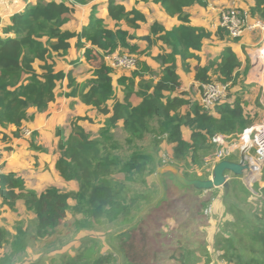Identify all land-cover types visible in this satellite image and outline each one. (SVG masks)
Instances as JSON below:
<instances>
[{"label": "trees", "instance_id": "1", "mask_svg": "<svg viewBox=\"0 0 264 264\" xmlns=\"http://www.w3.org/2000/svg\"><path fill=\"white\" fill-rule=\"evenodd\" d=\"M89 1L74 0L73 4H87ZM142 1L161 5L169 16L178 19L179 25L166 29L159 21H154L148 34L138 35L135 32L147 22L145 13L137 8L128 9L116 0H108V16L115 22L113 27L99 18L96 8H93L88 25L81 31H72L65 29V25L75 12L73 4L40 0L14 13L10 23L0 30L2 142L10 143L13 138L22 136L24 122L35 118V113L29 114V109L35 108L37 113L45 112L55 101L58 83L63 80L68 81L69 88L65 96L79 98L83 104L107 116L106 127L97 137H92L79 123L92 121L88 117H75L69 124L71 132L68 136L67 128L57 129L61 153L56 168L63 178L77 182V190L62 191L57 187H48L38 192L28 188L26 179L18 173L0 171L1 205L12 210L21 205L34 213L36 229L32 239L37 242L44 243L55 235L58 226L71 215L75 231L70 236L83 230L118 224L119 230L115 235L123 264H166L168 259L172 264H210L211 255L205 243L196 249L192 242L185 240V236L191 233L175 239L170 231L168 234L163 231L162 225L152 221L153 212L145 217L135 216L149 206L152 191L143 190L148 187L147 177L154 170L153 155L145 147L138 146L136 140L149 136L154 147L159 146L162 140L173 144L176 163L168 165L176 166L189 179H208L216 165L206 160L215 150L213 136L218 133H241L256 122L257 113L244 109L242 97L246 90L243 89L238 90L232 101L218 105L214 111L203 109L191 97L186 99L187 93L179 90L181 80L177 73V57L181 58L185 72L191 71L192 60L199 61L195 80L200 85L212 82L213 75L218 82L229 85L241 76L242 62L231 47H226L217 59L200 64L198 52L204 42L213 37V32L192 25L188 9L195 5L206 6L207 0ZM249 12L253 17L264 20V0H255ZM216 36L226 39L229 35L226 29L219 27ZM73 39L76 40V50H84L83 57L94 65L92 77L81 82L73 68L68 72H57L53 61L54 56L69 53ZM138 41L146 43L144 50H141ZM155 46L161 50L153 57L160 64V72L142 61L139 70H133L131 76L123 75L118 80L123 91V98H118L112 77L115 69L108 65L105 56L115 52L142 54ZM73 62L74 66L80 64L79 60ZM134 95L141 98L138 105L131 102ZM111 100L113 104L110 108L108 103ZM184 106L189 107L186 113H183ZM119 121H123V129L128 135L125 139V144L131 149L128 159L120 153L122 143L111 130ZM11 127L14 129L9 133ZM183 127L190 129V140L184 138ZM177 161L184 164L180 166ZM204 165L208 166L206 173L198 176L197 171ZM165 174L176 181L173 174ZM244 186V192L252 193ZM235 198H240L239 192L235 193ZM170 201L168 207H160V202L154 208L162 211L171 209L173 203ZM261 203V209L254 212L253 217L240 215L242 222H236V219L232 222L230 226L233 229L236 227L235 231L231 227L228 233L224 231V236L220 238L222 241L218 243L221 250L219 258L224 264H264V188ZM206 206L207 202H203L202 207ZM228 209L236 210L235 215L239 216L238 209ZM199 212L201 208L195 210V215ZM132 218L134 223L131 224ZM186 227L182 226L181 231ZM28 231L22 220L13 237L8 229L0 226V251L7 246L13 248L10 255L0 257V264H13V256L25 251ZM174 239L176 248L165 260L164 248ZM78 242L81 245L74 254L58 252L49 258V264L114 263L112 252L104 251L103 244L97 239L87 235Z\"/></svg>", "mask_w": 264, "mask_h": 264}, {"label": "rangeland", "instance_id": "2", "mask_svg": "<svg viewBox=\"0 0 264 264\" xmlns=\"http://www.w3.org/2000/svg\"><path fill=\"white\" fill-rule=\"evenodd\" d=\"M99 1L101 4L104 3L103 0H99ZM68 2L70 4L73 3V1L71 0H68ZM208 2L209 0L207 1V3ZM211 2L214 5V7L219 11V19H218L219 22L223 11L233 7L240 8L237 0H227L226 3H222L221 5L217 1L216 3L214 1ZM148 10L151 14L150 15L151 17L152 16L159 17L160 11L155 9L154 6H148ZM81 24L84 25L83 21L80 22L75 20L72 21L70 26L71 28L74 27L80 28ZM263 45L264 42L261 44L260 47L254 48V51L252 53V58L254 56V53L257 52ZM154 52H156V49L154 50ZM125 53H129V52H125ZM129 54H134V53H129ZM147 54L149 53L145 52L142 54L140 53L134 54L135 56H137L138 60L140 61L138 70L142 66V61H145V59L151 61V59H149L151 57L148 56ZM253 61H255L254 58ZM91 64L92 63H90V65ZM91 72L92 70L88 68L84 69V75L86 76L91 75ZM132 73L133 71H130L127 74L123 73V75L131 76ZM82 78H85V76H82ZM262 78H264V75ZM249 79L250 81H252L251 79H254V77L250 75ZM212 80L217 81L214 75L212 76ZM188 82L189 81L185 83V88L189 87L188 92L191 93L192 96L197 97L201 91V87H199L196 84H192L188 86ZM249 86L250 85L247 83L246 78L244 77L242 78L241 75L233 84L229 85L228 100L225 103H229L230 102L229 100L230 99L232 100L233 97L237 95V91L239 89H243L246 90L245 94H243L242 97L245 103L244 106L246 107L250 102H252V94H250L252 86L250 87ZM118 89L119 87L117 86V90ZM63 101L64 99H62L61 102H58L56 111L54 112L55 120L52 121V126L47 128L43 138H40V135L37 134L38 133L37 131H35L34 134L31 133L30 135H27L26 134L27 131H31V130L26 125L23 128V134L20 140L18 141V143L15 142L18 139H14L12 143L14 147H11L12 150L10 149L6 153L5 157H10L13 155L12 158L10 159V163L12 164V166H15L16 168L18 167L21 174L26 173L28 175L29 184L34 188L40 189L47 185H51L57 187L62 191L76 189L75 183H68V181L71 180H66L59 173V176L66 181V183H64L60 181V179L56 180L55 174H53V168L51 167V165L54 164L56 153H58V147H59L58 146L59 143L57 145L56 134H55L57 127L61 125L69 124V120L71 118L78 116H85L93 120V122L90 120L82 122V124L85 125L87 131L92 137L98 136L101 133L102 129L106 127L107 118H104V116L100 114L98 111L96 112L93 109H88L86 106L80 105L81 104L80 100L71 102L70 104L67 105L66 116H65L63 110L61 109V105ZM54 108L55 106H52L53 110ZM254 110H258L257 113H258L259 121L262 120V118L264 117L263 110H260L258 108L256 109V106ZM46 119H47V115L44 120ZM111 130L115 132L117 139L120 140L122 143V148L120 150V153L124 156V158L128 159L129 155L131 154V149H129V147L125 144L126 141L125 139L127 138L128 135L124 131L122 124L118 123L115 127L111 128ZM8 132L11 133L12 129L8 130ZM151 140L152 138L149 136L143 139L136 140L138 146H141L143 148L145 147L148 150V152H150L153 155L154 170H152L150 175L147 177L148 187H146L143 190L145 192L152 191L153 196L150 199V201H148L149 206L145 210L142 209L141 212L138 211L135 214V216L138 215L147 216L149 213L153 212L152 221L156 225H162L163 231H166L168 234L170 231L171 236H173L175 239L180 238L181 237L180 235H187L191 233V235L185 236V240L192 242L195 245L194 247L196 249L197 247L199 248L202 243H205L206 248L211 255L210 264H219V262L222 261H220L221 259L219 258V253L221 250L218 247V243L222 241L220 238L224 236L225 234L224 231L227 230L228 233V229H230L231 227L230 225L232 224L233 221H235V219L236 222H242V220H240V215L253 217L254 212L261 209L262 188H264V167L262 168L261 174H259V178L255 179L253 183L249 182V174H247L246 176L244 175L243 180L241 177L242 181L232 180L233 189L234 187L237 186V188H235L233 192L235 193L239 192L240 198L236 199L235 195H230L229 193L228 201H226L225 204H223L220 202L219 199H216L218 197L222 198L223 188H219L220 190L218 189V190H214V192H208V193L205 191H200L192 188L188 190L185 189L184 187L179 186L177 184V181H174L172 179V176L166 175L165 174L167 173L166 171H162V172L159 171V169L162 167L173 166V165H168V163L171 162L176 163V161L173 159L171 144L164 142L165 140L164 141L162 140L159 146L154 147V145H152L153 143L151 142ZM234 140L235 139H233L232 141ZM38 147H40L41 149H38ZM2 149H3V143L0 140V151H2ZM209 157L210 156H207L206 160H209ZM225 159L231 161H239L240 155H237L236 153L228 154L225 157ZM189 161H191V159ZM177 162L180 164V166L184 164L183 162H179V161ZM162 164L163 166H161ZM3 167H4L3 165H0V169L3 170ZM207 167H208L207 165L206 166L204 165L203 168L200 169V172L202 171L203 174H205ZM8 169H14V168L9 167ZM163 175L166 176L163 177ZM119 176L123 177L122 175ZM62 183H64V185ZM244 184L249 188V190L253 194L249 192H244L245 189ZM215 199H216L215 201L216 203L215 205L212 206L211 204L212 202L214 204L213 200ZM168 200H171L170 202L173 203L171 209L165 208L162 211L159 208L158 209L154 208L160 202H161L160 207L162 208L168 207L169 204ZM203 202H207L206 207H202ZM152 205H154L153 208H151ZM216 205L220 208L221 211H223L224 209L226 210L221 214V212L219 213V208L216 207ZM231 207L238 209L240 211L238 217H236L235 215L236 210L231 211L230 209H228ZM199 208H201V212H199V214L197 213L196 216L195 210H198ZM225 214L227 215L225 216ZM21 220L25 222L26 229H29L28 246L25 249V251L17 253L15 254V256H13L12 259L13 264H49L50 261L49 258L52 257L53 255L55 256L58 252L61 251H66L72 255L81 245V243L78 242V239H83L87 235H89L90 238H95L99 242H101L103 244L104 251L112 252L115 259L113 264H123V258L119 252L118 239L115 235L116 231L119 230L118 224H114L109 227H100V228L96 227L95 229L93 228L91 230H83L82 233H77L74 236L73 235L70 236V234L73 233V231H75V226H74V218L71 215H69L67 219H65L58 226L57 233L52 237L44 240L45 241L44 243H41L42 241L37 242L36 240L32 239V234L35 232L36 229L35 226L36 218L34 213L26 210L21 205H17L14 210H12L11 208L0 206V226H3L6 229H8L12 237L17 233V226L19 225ZM130 222L131 224L134 223V218H132ZM184 225H186L187 227L185 230L181 231V228ZM170 229H173V231L176 232L172 233ZM179 229H180V233H178ZM231 230L235 231L236 227L234 229L231 227ZM213 232L216 233L215 238H211ZM68 236H70L69 241H67ZM175 239L171 242V244H169L164 248L165 260L168 259V256L172 254L173 250L176 248ZM12 252H13V248L11 246H7L6 248L0 251V255H1L0 257L2 258L6 257L10 255ZM165 262L166 264H172V262H170L169 259Z\"/></svg>", "mask_w": 264, "mask_h": 264}, {"label": "crops", "instance_id": "3", "mask_svg": "<svg viewBox=\"0 0 264 264\" xmlns=\"http://www.w3.org/2000/svg\"><path fill=\"white\" fill-rule=\"evenodd\" d=\"M38 1H40V0H37V1L36 0H0V30L5 25L10 23V18L14 13L22 11L23 9H25L27 7V5L35 4ZM43 1H52V0H43ZM55 1H66V3L70 4L68 2V0H55ZM71 1L74 2V0H71ZM116 1L124 4L128 9L137 8V9L142 10L145 13V15L147 17V22L142 23L141 28L137 32H135L138 35L148 34L150 31V26L154 21H159L161 24H163L165 26L166 29H170L175 25H179V23H180L177 18L169 16L165 12V10L161 7V5L153 4L151 2H144L142 0H116ZM211 1H214L215 3L217 1L220 5L222 3L227 2V0H209V2L207 3V6L195 5V6L188 9V12L190 13V19H191L192 25L201 26V27H204V28L208 29L209 31L213 32V37L211 39L206 40L204 42L202 50L198 52V55L201 59L200 64L205 65L211 59H217L218 56L221 54V52L226 47H231L232 50L237 54L240 61L242 62V67L240 69V75H242V78L243 77L246 78L247 83L250 86H252L251 91H250V94H252V102H250L246 107L244 106L245 105V103H244L243 107H244V109H246L250 112L253 110V112L257 113L258 110H254V108L256 106V109L258 108L260 110H263V114H264V104L262 101L263 95H264V93H263L264 92V78H262L264 75V57H263L264 52H263V50L261 51L262 47L258 51L256 50L257 52L254 53L253 58L255 59V61H253V58H252V53L254 51V48L260 47L261 44L264 42V32L261 31L260 29L246 30L243 33V35L240 38H238L237 40L232 39L229 36L226 39H220L219 37L216 36V32L218 31V29L220 27L219 20H218L219 19V11L214 7V5L212 4ZM237 1L239 3L240 8L246 9L248 11H249L250 7H252L255 4V0H237ZM103 2L104 3L101 4L99 0H90L87 4H73L72 3L74 5L75 12L73 14V18L65 25V29L72 30V31H81L85 26L88 25L90 15H91L93 8H96V15L99 18H103L104 20H106V22L109 26L113 27L115 25V22L110 20L109 16H108V0H103ZM148 6H154L155 9L159 10L160 11L159 17H153V16L151 17L150 16L151 14L148 10ZM85 8H86V11H85ZM256 19H258V18L253 17L251 15V17H250L251 22H254ZM75 20L80 21V22L83 21L84 25L81 24L80 28H76V27H74L75 29L71 28L70 24L72 23V21H75ZM131 32L133 33L134 31L131 30ZM135 42H136V40L133 41V43H135ZM138 42H139L141 50H144L146 48V43L143 41H138ZM75 43H76L75 39L71 40L72 48L69 51V53L65 56H54L53 61L55 63V70L57 72H59V71L68 72L70 69L73 68L74 73L76 74L78 81L81 82V81L88 80L92 77L94 66H93V64L90 65V63L83 57L84 50L80 51V52H78L76 50ZM142 48H144V49H142ZM155 49H156V52H154ZM160 51H161L160 48L158 46H155V47H153V49L146 52V53H149L147 55L151 57V58H149V59H151V61L150 60L148 61V59L147 60L145 59L146 63L149 66H151L152 68H154L157 72H160L161 67H160V64L157 63L153 57L157 56L160 53ZM75 60H79L80 64L77 66H74L73 61H75ZM198 64H199V61L192 60L191 61V71L185 72L183 69V66H182L181 58L177 57V73L179 74L180 80H181V87L179 90H180V92H186L187 93L186 99L191 97L199 103L201 91L197 97H194L191 95V93L188 92L189 87L185 88V83L187 81H189L188 86L192 85V84H196L200 87V83L195 80V70H196V67ZM85 68L92 70L91 75H89V76L84 75V69ZM129 72L130 71L123 70V69H115L114 73L112 75L116 94H117V97L120 99L123 98V91H122V87L118 83V80L120 79V77L123 76V73L127 74ZM250 75H252L254 77V79H251L252 81H250V79H249ZM82 76H85V78H82ZM156 79H158V78H156ZM67 85H68L67 80H63V81L58 83L57 97H56L55 101L49 105V108L45 112L37 113L35 108H30L29 114L35 113V118L32 121H25L23 128L27 125L30 128L31 133H34L35 131H37L38 132L37 134L40 135V138H43L45 131L47 130L48 127L52 126V121L55 120L54 112L56 111L58 102H61L62 99H64V101L61 105V109L63 110V113L66 116L67 105L70 104L71 102H75L77 100H80L79 98H73V97L65 96V92L69 91V88ZM117 86L119 87L118 90H117ZM229 101H232V100L230 99ZM131 102L133 105H138L141 102V98L134 95L131 98ZM112 104H113V100H111L108 103L110 108L112 107ZM80 105L86 106L88 109H93L97 112L96 109H94L91 106H87V105L83 104L82 102ZM52 106H55L54 110L52 109ZM188 111H189V107L184 106L183 107V113H186ZM71 114H73V113H71ZM46 115H47V119L44 120ZM215 115L218 116L217 114H215ZM78 117H85V116H78ZM74 118L75 117H73L69 120V124ZM104 118H107V116H104ZM263 119H264V117L262 118V120ZM262 120L259 121V117H258V113H257L256 122L253 124L259 123ZM85 121H89V120L80 121L79 123L85 127V125L82 124V122H85ZM92 122H93V120H92ZM118 123L122 124V126H123V121H119ZM69 124L59 126V127L67 128L66 136H68L71 132ZM10 129L13 130L14 128L11 127ZM57 129H58V127L56 128L55 134H56L57 145L59 143V145H58L59 147H58V153H56L54 164L51 165V167L53 168V174H55L56 180L60 179V181L66 183V181L63 180L59 176V172L56 168V162L59 159L60 153H61V149H60L61 139L59 136H57ZM85 129H86V127H85ZM231 135H235V134H231ZM183 136L186 140H190L191 131L188 127H183ZM20 138H13V140L18 139L17 141H15L16 143H18ZM13 140L10 143H4L1 141L3 143V149L4 150L2 149V151H0V165H3L5 168L3 167V170L0 169V171H6V172L7 171H13V172L18 173V175H20L24 179H26V184H27L28 188L35 189L38 192H41L42 190H44L48 187H54L51 185H47V186L42 187L40 189L34 188L33 186H30V184H29L28 175L26 173L21 174L18 167L16 168L15 166H12V164L10 163V159L12 158L13 155L10 157H5V156H6L7 151H9L11 149V147H14V145L12 144ZM171 146H172V153H173V144H171ZM236 154L240 155V159H241V155H242L241 152L237 151ZM239 161H235V162H239ZM18 166H20V165H18ZM9 167L14 168V169H8ZM212 170H213V168H212ZM197 174H198V176H202L203 172L202 171L200 172V170H198ZM241 177L243 180L244 176H235L231 173L229 174L230 185H231L230 192H229L230 195H235V192H233V190L235 188H237V186L235 185L236 187H234V189H233L232 180L242 181ZM258 178H259V172H258V169H255L249 178V182H253L255 179H258ZM64 183H62V184L64 185ZM68 183H75L76 189H73V190H77L78 184L76 181L71 180V181H68ZM215 189L218 190L219 188H215ZM215 189L204 190V191L207 193L208 192H214ZM229 193L225 194L224 190H222V198L218 197L216 199H219L221 203L225 204V202L228 201L227 196L229 197ZM216 199L213 200L214 204L212 202V204H211L212 206L215 205ZM1 203H2V199L0 198V206H3V205H1ZM3 207H6V206H3ZM216 207H218V206L216 205ZM225 210L226 209L221 211L219 208V213L221 212V214H222V212H224ZM226 215L227 214H225V216ZM215 232H213V235L211 236V238H215V234H216ZM220 261H222V260H220ZM219 264H224V262L223 261L219 262Z\"/></svg>", "mask_w": 264, "mask_h": 264}, {"label": "built area", "instance_id": "4", "mask_svg": "<svg viewBox=\"0 0 264 264\" xmlns=\"http://www.w3.org/2000/svg\"><path fill=\"white\" fill-rule=\"evenodd\" d=\"M250 17L248 10L233 7L222 12L219 24L220 27L228 31V35L232 39L240 38L246 30L260 29L264 32V21L256 19L251 22ZM105 59L108 65L114 69L133 71L139 67V60L134 54L115 52L107 54ZM200 87L199 103L205 110L214 111L218 105L228 100L229 84L212 81L201 84ZM262 101L264 104V95ZM26 134L30 135L31 132L27 131ZM233 139L235 140L232 141ZM212 142L215 145V151L210 155L209 161L215 164L224 160L228 154L240 151L245 155V162L252 166L249 171L245 172V176L249 174L250 178V174L255 168L261 174L264 167V119L248 126L235 136L218 133L213 136Z\"/></svg>", "mask_w": 264, "mask_h": 264}, {"label": "water", "instance_id": "5", "mask_svg": "<svg viewBox=\"0 0 264 264\" xmlns=\"http://www.w3.org/2000/svg\"><path fill=\"white\" fill-rule=\"evenodd\" d=\"M252 166L245 162V155L242 153L239 162L224 159L216 163L213 167L212 175L208 179H189L176 166H165L159 171L171 172L176 181L184 187H193L197 190H213L223 188L224 193L228 194L231 188L229 174L244 176Z\"/></svg>", "mask_w": 264, "mask_h": 264}, {"label": "bare ground", "instance_id": "6", "mask_svg": "<svg viewBox=\"0 0 264 264\" xmlns=\"http://www.w3.org/2000/svg\"><path fill=\"white\" fill-rule=\"evenodd\" d=\"M263 50V52H264V45L262 46V49H261V51ZM263 57H264V53H263ZM263 59V58H262ZM255 169H257V168H255ZM255 169H253V171L255 170ZM253 171H252V173H253ZM259 172V171H258ZM251 173V174H252ZM251 174H250V176H251Z\"/></svg>", "mask_w": 264, "mask_h": 264}]
</instances>
